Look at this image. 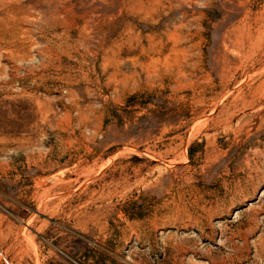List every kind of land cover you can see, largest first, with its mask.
I'll return each instance as SVG.
<instances>
[{
  "label": "rangeland",
  "instance_id": "374dc122",
  "mask_svg": "<svg viewBox=\"0 0 264 264\" xmlns=\"http://www.w3.org/2000/svg\"><path fill=\"white\" fill-rule=\"evenodd\" d=\"M0 264H264V0H0Z\"/></svg>",
  "mask_w": 264,
  "mask_h": 264
}]
</instances>
